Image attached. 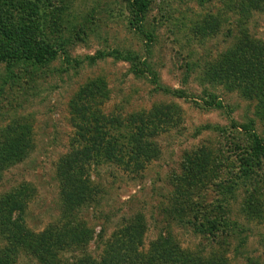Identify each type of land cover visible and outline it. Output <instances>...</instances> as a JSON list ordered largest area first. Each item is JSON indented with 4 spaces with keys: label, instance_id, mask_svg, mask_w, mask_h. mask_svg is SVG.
Returning a JSON list of instances; mask_svg holds the SVG:
<instances>
[{
    "label": "rangeland",
    "instance_id": "374dc122",
    "mask_svg": "<svg viewBox=\"0 0 264 264\" xmlns=\"http://www.w3.org/2000/svg\"><path fill=\"white\" fill-rule=\"evenodd\" d=\"M131 2L0 0L3 46L58 52L43 65L22 59L8 68L0 62V148L12 122L20 133L32 134L25 143L30 154L4 173L0 192L31 187L25 224L33 232L61 218L57 168L82 123L73 103L84 86L102 81L106 94L97 107L105 117L121 116V133L126 118L160 107H168L177 124L157 137L159 154L143 171L106 164L92 172L103 195L100 205L79 215L93 233L87 255L99 259L103 228L105 241L130 223L144 225L146 250L171 235L201 259L216 249L226 251L229 264H264V215L249 213L252 202L264 205V149H255L240 127L252 123L264 142V0H150L142 22ZM98 53L104 57L91 63L88 57ZM239 56L256 70L247 93L213 70L222 59ZM208 98L223 107L203 108ZM204 150L208 160L196 159ZM196 160L207 165L196 169ZM194 177L203 178L193 184ZM231 182L238 183L227 194L239 223L237 240L197 233L185 223L191 216L181 222L188 208L208 211ZM6 243L0 237V245ZM67 250L64 259L80 257V251ZM15 264L40 263L24 252Z\"/></svg>",
    "mask_w": 264,
    "mask_h": 264
},
{
    "label": "trees",
    "instance_id": "16d2710c",
    "mask_svg": "<svg viewBox=\"0 0 264 264\" xmlns=\"http://www.w3.org/2000/svg\"><path fill=\"white\" fill-rule=\"evenodd\" d=\"M132 1L131 5L136 10L137 19L142 22L150 0ZM19 45L20 47L12 46L9 49V44L3 46L0 43V62H7L8 68L15 63L18 64L22 59L34 65H43L58 56L57 50L52 47L36 49V46L32 45H28L29 48L23 43ZM102 57L104 56L98 53L88 59L94 63ZM258 60L260 62L259 58ZM245 64H251L246 56L231 60L224 58L213 70L221 80L228 79L232 83V77L234 86L247 93L253 87L250 85L254 83L251 80L256 70L253 71L252 65ZM262 67L263 65H260L259 68ZM256 78L259 81L263 80L259 73ZM105 94V84L102 81H95L84 86L73 103L82 123L74 147L61 159L57 168L62 195V212L58 221L49 224L40 232H33L25 224L26 210L33 196L31 187L23 185L10 191L0 192V237L7 241L6 245H0V264H15L24 252L40 264H229L230 259L226 256L225 250L212 249L210 258L201 259L187 249L181 248L171 235L156 241L146 250L142 230L144 225L130 223L105 241H103L105 233L103 228L99 236L104 248L99 259L87 255L93 233L84 220H79V215L86 208L100 205L103 195L101 183L93 178L92 172L96 167L106 164L120 167L123 171H143L148 166V160L159 154L157 137L177 124L169 108L160 107L151 113L146 112L126 118L125 131L121 133V128L124 126L121 116L105 117L97 107L99 101H103ZM202 106L218 109L223 107L213 98L204 100ZM252 126L253 124L250 123L240 127L250 134L255 149L262 151L264 142L254 132ZM21 130V127L17 129V122H12L6 130L0 148V182L5 172L30 154L25 143L29 141L30 144L32 141L31 131L24 135L20 133ZM204 151L206 153H199L196 159L207 161L209 153L207 150ZM205 162L200 163L196 160L195 168L205 167L207 165H204ZM203 172L200 170L197 175H202ZM202 178L194 177L191 183L200 182ZM237 185V182L226 184L224 194L220 190L218 195L220 198L209 206L211 208L208 211L190 210L186 201L190 213L185 211L180 215L181 222H185V216H191L192 219L185 223L190 224L197 233L208 235L217 241L221 237H232L234 242L240 235L239 223L231 217L232 197L228 198L227 194L233 193ZM249 213L254 218L262 217L264 205L252 202L249 205ZM67 249L80 251V257L71 261L64 259L61 254L68 252Z\"/></svg>",
    "mask_w": 264,
    "mask_h": 264
}]
</instances>
